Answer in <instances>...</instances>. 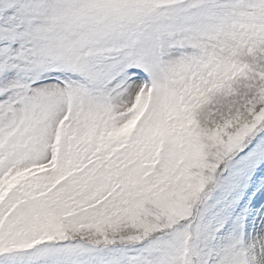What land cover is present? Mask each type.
Returning <instances> with one entry per match:
<instances>
[{"label": "snow or ice", "instance_id": "1", "mask_svg": "<svg viewBox=\"0 0 264 264\" xmlns=\"http://www.w3.org/2000/svg\"><path fill=\"white\" fill-rule=\"evenodd\" d=\"M0 264H264V0H0Z\"/></svg>", "mask_w": 264, "mask_h": 264}]
</instances>
